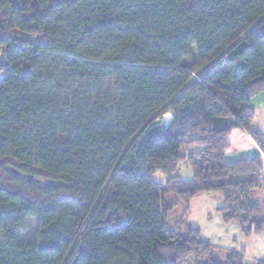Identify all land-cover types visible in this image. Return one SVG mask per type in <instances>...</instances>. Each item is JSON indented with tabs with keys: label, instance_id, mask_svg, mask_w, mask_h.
<instances>
[{
	"label": "trees",
	"instance_id": "trees-1",
	"mask_svg": "<svg viewBox=\"0 0 264 264\" xmlns=\"http://www.w3.org/2000/svg\"><path fill=\"white\" fill-rule=\"evenodd\" d=\"M263 90L264 0H0V264H244L167 196L262 230V161L224 154L235 128L264 149Z\"/></svg>",
	"mask_w": 264,
	"mask_h": 264
},
{
	"label": "crops",
	"instance_id": "crops-1",
	"mask_svg": "<svg viewBox=\"0 0 264 264\" xmlns=\"http://www.w3.org/2000/svg\"><path fill=\"white\" fill-rule=\"evenodd\" d=\"M251 104L255 112L252 126L262 134L264 143V90L251 98ZM227 141L228 148L224 154L227 162L238 158L260 157L263 178L261 186L250 194V201L264 204V149L262 150L251 134L243 128L232 130ZM197 197L199 199L196 200V204H202L210 208V211L205 214L204 207H202V216L194 219L195 211L190 201L188 206L183 205L178 215L173 216L172 214L174 218L179 219L183 216L186 220V225L182 226V230L196 229L202 242L213 249L215 259L223 260L226 253H235L242 257L244 264H264V223L259 233L244 234L236 222L226 223L222 220V212L219 208L224 206V198L220 191L208 192Z\"/></svg>",
	"mask_w": 264,
	"mask_h": 264
},
{
	"label": "rangeland",
	"instance_id": "rangeland-1",
	"mask_svg": "<svg viewBox=\"0 0 264 264\" xmlns=\"http://www.w3.org/2000/svg\"><path fill=\"white\" fill-rule=\"evenodd\" d=\"M171 115V114H170ZM172 116H165V114L159 119V124H166L168 121H170ZM175 174L181 178H189L192 174L191 169L183 162L179 165L177 171L175 172ZM153 179H155L156 181L159 182H163L166 178V175H164L163 173H161L160 171H156L153 174ZM200 197V196H199ZM199 199L198 197H194L193 199L190 200V203L192 204V208L195 211V215H194V219H198L200 218V216H202V207H204L205 210V214L207 213V211H210V208L206 207V206H202V204H196V200ZM167 200L168 201H175V205H174V209H173V216L178 215L183 207V202H181L179 199L176 198L175 195L170 194L167 196ZM181 219V222L183 223V227H185L186 225V220L183 218V216L179 217V220ZM34 219H29L28 223H27V227L26 229L22 232V235L25 236L29 233V230L32 228V225L34 223L33 221Z\"/></svg>",
	"mask_w": 264,
	"mask_h": 264
},
{
	"label": "bare ground",
	"instance_id": "bare-ground-1",
	"mask_svg": "<svg viewBox=\"0 0 264 264\" xmlns=\"http://www.w3.org/2000/svg\"><path fill=\"white\" fill-rule=\"evenodd\" d=\"M165 116L169 117V116H171V115H170L169 113H166Z\"/></svg>",
	"mask_w": 264,
	"mask_h": 264
}]
</instances>
